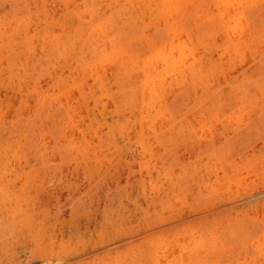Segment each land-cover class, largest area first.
Returning <instances> with one entry per match:
<instances>
[{
    "label": "rangeland",
    "instance_id": "rangeland-1",
    "mask_svg": "<svg viewBox=\"0 0 264 264\" xmlns=\"http://www.w3.org/2000/svg\"><path fill=\"white\" fill-rule=\"evenodd\" d=\"M65 171L149 198L144 264H264V0H0V198Z\"/></svg>",
    "mask_w": 264,
    "mask_h": 264
},
{
    "label": "bare ground",
    "instance_id": "bare-ground-1",
    "mask_svg": "<svg viewBox=\"0 0 264 264\" xmlns=\"http://www.w3.org/2000/svg\"><path fill=\"white\" fill-rule=\"evenodd\" d=\"M58 175L63 179L59 187L63 193L65 209L44 214L42 220H39L42 213L40 201L35 202L20 196L7 198L8 201L0 198V264H86L88 258L90 261L101 255L120 254L121 249L130 255L133 264H144L148 260L153 224L149 198L143 195L144 200L139 201L138 196L132 195L129 202L123 206L122 203L118 206H115L116 202L108 203L107 199L102 202L103 200L96 197L86 200V181L79 183L81 180L76 179V176L79 178L78 171H65ZM12 180H1L0 196L18 187Z\"/></svg>",
    "mask_w": 264,
    "mask_h": 264
}]
</instances>
